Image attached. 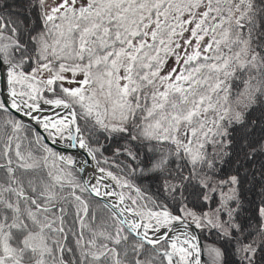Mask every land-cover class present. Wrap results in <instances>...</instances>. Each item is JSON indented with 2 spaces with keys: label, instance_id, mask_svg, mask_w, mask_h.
Listing matches in <instances>:
<instances>
[{
  "label": "snow or ice",
  "instance_id": "obj_1",
  "mask_svg": "<svg viewBox=\"0 0 264 264\" xmlns=\"http://www.w3.org/2000/svg\"><path fill=\"white\" fill-rule=\"evenodd\" d=\"M0 264H264V0H0Z\"/></svg>",
  "mask_w": 264,
  "mask_h": 264
}]
</instances>
